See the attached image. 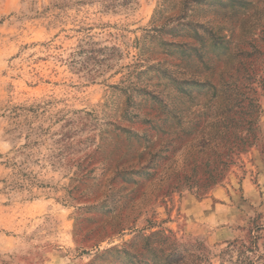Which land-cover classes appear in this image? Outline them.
Segmentation results:
<instances>
[{"label": "rangeland", "instance_id": "rangeland-1", "mask_svg": "<svg viewBox=\"0 0 264 264\" xmlns=\"http://www.w3.org/2000/svg\"><path fill=\"white\" fill-rule=\"evenodd\" d=\"M0 264H264V0H0Z\"/></svg>", "mask_w": 264, "mask_h": 264}]
</instances>
